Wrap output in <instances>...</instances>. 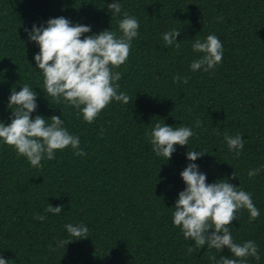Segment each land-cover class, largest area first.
<instances>
[{
  "label": "trees",
  "instance_id": "trees-1",
  "mask_svg": "<svg viewBox=\"0 0 264 264\" xmlns=\"http://www.w3.org/2000/svg\"><path fill=\"white\" fill-rule=\"evenodd\" d=\"M111 2L0 0V122L10 123L15 109L8 107L11 90L27 83L38 94L32 117L60 116L87 153L75 156L69 146L38 168L0 140V256L9 264H214L209 255L230 258L229 249L207 245L187 254L194 242L173 224L186 187L180 173L195 163L207 183L227 179L252 194L259 217L253 221L241 209L229 228L235 242L257 244L260 260L248 257L247 264H264V0H120L119 14L108 10ZM124 13L139 21L138 36L127 61L113 71L121 73L118 91L133 100L112 101L89 124L79 109L45 93L34 60L39 46L25 30L63 16L90 25L85 35L112 30L119 36ZM173 29L181 30L178 51L162 38ZM209 34L223 44L222 62L208 72L192 71L190 64L202 56L192 44ZM177 75L188 83H174ZM157 122L194 132L169 160L156 155L146 135ZM224 133L242 136L239 156ZM188 150L206 154L189 161ZM49 204L63 211L46 213ZM34 214L47 218L41 222ZM69 223L85 224L88 238L58 246L73 239Z\"/></svg>",
  "mask_w": 264,
  "mask_h": 264
},
{
  "label": "clouds",
  "instance_id": "clouds-1",
  "mask_svg": "<svg viewBox=\"0 0 264 264\" xmlns=\"http://www.w3.org/2000/svg\"><path fill=\"white\" fill-rule=\"evenodd\" d=\"M112 14H119L122 10L120 0H113L108 4ZM121 35L112 30H103L99 34L85 35L91 32L90 25L73 23L65 17L50 18L46 26H32L28 32L31 41L39 46V52L34 56L36 66L44 76V91L53 97L57 103L66 101L80 110L83 119L91 124L103 109L112 101L129 104L133 98L119 92L121 73L113 71L123 65L131 52L132 41L138 36L139 21L124 13V18L118 22ZM180 29H173L162 34L167 46H174L179 50L177 42ZM194 52L202 53L200 58L190 64L192 71L203 69L208 72L222 62L223 44L216 34H209L205 40L195 39L192 44ZM187 76L173 77V82L188 83ZM38 94L25 83L19 92L13 88L9 96L8 107L12 110L10 123L0 122V140L12 146L18 155L25 157L29 163L41 168L43 159L54 160L57 150H64L69 146L75 156H86L81 149L79 136L71 134L65 127L60 116L46 119L32 113L38 108L36 103ZM50 120V123H49ZM201 122H196L200 127ZM153 151L157 156L169 160L176 151V145L185 146L194 135L191 127H173L157 122L150 132ZM230 151L239 156L245 141L240 134L230 136L224 133ZM206 153L190 151L186 153L189 161H196ZM261 169L248 172L249 177L260 173ZM180 176L186 187L178 194L173 211V224L180 227L186 240L194 242L187 247V254H192L205 245L222 251L227 248L231 257L209 255L214 264H247V258L260 260L257 244L248 240L243 243L234 241L229 225L237 220V213L246 209L250 219L259 217V209L255 206L252 194L239 186H234L227 179H220L207 183L205 173L199 171L198 165L189 163ZM233 177H235L233 173ZM63 206L48 205L46 213L58 215ZM34 219L43 222L45 215L34 214ZM65 228L73 239L60 240L58 246H64L74 240L87 239L89 229L85 224H66ZM209 230H212L211 232ZM49 250H54L49 245ZM0 264L9 261L0 256Z\"/></svg>",
  "mask_w": 264,
  "mask_h": 264
}]
</instances>
